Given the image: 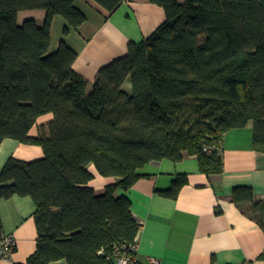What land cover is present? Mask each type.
Returning a JSON list of instances; mask_svg holds the SVG:
<instances>
[{"label":"trees","instance_id":"trees-1","mask_svg":"<svg viewBox=\"0 0 264 264\" xmlns=\"http://www.w3.org/2000/svg\"><path fill=\"white\" fill-rule=\"evenodd\" d=\"M94 1L112 13L126 0ZM150 1L166 20L102 67L88 90L74 69L78 53L65 40L51 51L55 16L67 20L65 35L86 22L77 0H0V142L40 145L45 154L10 157L0 173V200L30 196L37 206V248L21 264L115 262L116 248L141 228L131 199L115 194L151 162L187 152L203 172L220 173L225 133L250 123L264 152V0ZM37 9L46 11L42 26L19 23L21 11ZM46 114L52 119L32 135ZM91 164L121 180L97 194ZM186 183L179 175L160 194L176 199ZM233 198L264 230V200L253 188L237 186Z\"/></svg>","mask_w":264,"mask_h":264},{"label":"crops","instance_id":"crops-1","mask_svg":"<svg viewBox=\"0 0 264 264\" xmlns=\"http://www.w3.org/2000/svg\"><path fill=\"white\" fill-rule=\"evenodd\" d=\"M87 15L79 28L64 34L68 25L62 16L52 24L51 51L62 40L78 57L74 69L89 82L88 90L99 70L128 53L131 43H140L166 20L164 8L150 0H126L109 13L94 0H77ZM46 11L26 10L19 13V23L34 19L39 26L45 22ZM131 81L124 88L131 91ZM52 114L38 119L31 130L38 135ZM224 169L220 173H205L198 157L184 152L180 161L164 158L139 169L140 178L129 190L119 189L115 196H128L132 211L141 224L136 258L140 264H264V230L233 198L234 188L250 186L255 201L264 200V152L256 150L254 128L227 131L222 141ZM40 145L25 144L12 138L0 142V173L10 157L32 161L44 157ZM93 179L88 183L97 194L120 177L102 176L91 164ZM185 175L187 183L176 199L160 194L173 181ZM36 203L30 196L15 195L0 200V227L16 241L10 258L0 257V264L26 263L36 251L38 229L35 221ZM49 264H67L60 259ZM112 264H120L113 262Z\"/></svg>","mask_w":264,"mask_h":264},{"label":"built area","instance_id":"built-area-1","mask_svg":"<svg viewBox=\"0 0 264 264\" xmlns=\"http://www.w3.org/2000/svg\"><path fill=\"white\" fill-rule=\"evenodd\" d=\"M212 149H214V147L205 148L208 152H211ZM0 234V257L10 258L14 253V248L16 247L15 238L12 235L5 234L2 230L0 231ZM138 241L139 235L135 242L129 247H117L114 253V261L120 264H140L136 258ZM151 264H157V260L153 258Z\"/></svg>","mask_w":264,"mask_h":264}]
</instances>
